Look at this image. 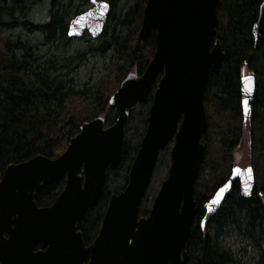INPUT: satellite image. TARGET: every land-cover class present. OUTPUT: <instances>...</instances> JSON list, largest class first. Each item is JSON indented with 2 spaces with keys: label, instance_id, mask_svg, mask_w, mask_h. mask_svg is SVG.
<instances>
[{
  "label": "water",
  "instance_id": "water-1",
  "mask_svg": "<svg viewBox=\"0 0 264 264\" xmlns=\"http://www.w3.org/2000/svg\"><path fill=\"white\" fill-rule=\"evenodd\" d=\"M217 2L145 0L137 37L143 42L154 30V53L141 75L128 74L109 97V105L117 109L114 123L105 126L96 117L80 126L57 157L37 155L6 166L0 177V264H182L196 210L193 185L204 160L203 93L210 71L224 60L216 39ZM90 3L69 20L68 38L101 35L109 4ZM252 35L264 38V0ZM153 86L146 129L127 184L110 196L97 236L85 245L77 224L97 204L108 168L120 165L128 112L145 102ZM239 92L245 122L255 93L254 74L242 72ZM170 142L167 175L147 215L140 217L157 157ZM61 177L64 187L53 203L38 207L36 194ZM234 182L241 195L251 196L252 167L233 166L224 183L228 187L217 197L223 184L204 208L217 210Z\"/></svg>",
  "mask_w": 264,
  "mask_h": 264
},
{
  "label": "trees",
  "instance_id": "trees-1",
  "mask_svg": "<svg viewBox=\"0 0 264 264\" xmlns=\"http://www.w3.org/2000/svg\"><path fill=\"white\" fill-rule=\"evenodd\" d=\"M90 1L0 0V29L36 30L41 34V45L46 46L45 53H40L26 40L0 38V177L9 164L37 155L57 157L58 145L66 147L85 122L102 117L105 126L112 125L117 109L109 105V97L128 74L141 75L150 62L154 30L143 42L137 37L145 0H127L120 7L116 0H108L110 11L101 35L87 38L81 51L67 55L71 41L66 35L68 22L84 12L81 8ZM261 2H217L216 39L224 60L210 71L203 93L204 160L193 185L196 210L181 251L182 264H264V38L252 35ZM41 6L45 7L46 20L37 22L32 16ZM94 55L107 62L104 74L95 86L79 89L77 69ZM242 72L255 76L254 98L245 122L239 92ZM153 89L143 104L128 112L120 165L108 168L97 204L77 224L85 245L97 236L110 196L127 184L129 167L146 129ZM132 125L136 128L134 142L129 138ZM239 148L256 160L250 162L255 176L251 196L241 195L234 182L217 210L204 208L228 179L232 152ZM211 156L218 161L220 172L204 174ZM151 181L139 205L140 217L147 215L158 191ZM64 183L61 177L43 187L34 197L36 205L50 206Z\"/></svg>",
  "mask_w": 264,
  "mask_h": 264
},
{
  "label": "rangeland",
  "instance_id": "rangeland-1",
  "mask_svg": "<svg viewBox=\"0 0 264 264\" xmlns=\"http://www.w3.org/2000/svg\"><path fill=\"white\" fill-rule=\"evenodd\" d=\"M108 1V0H103ZM117 4L125 5L127 0H116ZM91 5H86L82 7V10H87L90 8ZM45 7H47V3H45ZM45 7L41 6L37 13H34L32 16V19L37 22H43L46 20V13H45ZM0 38L1 39H11L16 40L19 38L21 41H28L31 44H35L39 50L40 53H45L46 46L41 45V34L36 30H28L27 28H17V29H0ZM87 38H90L93 40L89 35L85 34L81 38H71V41L69 43V47L67 49V55H72L76 51H81L85 41ZM106 61L96 55L87 57L83 63L79 66L77 69V72L75 74V81L77 88L81 87H87L91 88L95 86L101 79V76L104 74L105 68H106ZM136 128L134 125L131 126L129 129V138L132 142H134V132ZM63 143H60L58 147L56 148L57 154H61L66 147L61 149ZM171 144L170 146L167 145L163 151L161 152L158 160V164L156 167H154V171L152 173V181L151 186L153 188L159 189V186L161 184V181H163L166 177L164 175L163 170L164 167L167 166V161L169 163V152H170ZM253 156H248L246 153L243 154L242 148L236 149L232 152V158H231V168L233 166H251L250 162L256 161L255 159H252ZM213 156H211V160L207 161V164L204 167V174L208 173H219L220 172V165L218 161H216ZM255 158L260 162V156L256 154ZM262 160H264V155L262 156ZM149 186V185H148Z\"/></svg>",
  "mask_w": 264,
  "mask_h": 264
},
{
  "label": "snow or ice",
  "instance_id": "snow-or-ice-1",
  "mask_svg": "<svg viewBox=\"0 0 264 264\" xmlns=\"http://www.w3.org/2000/svg\"><path fill=\"white\" fill-rule=\"evenodd\" d=\"M247 79H251V78L248 77ZM234 171H235V169H234ZM247 171L251 172V169L249 168V169H247ZM227 187H228V185H227V184H224V185H223V186L217 191L216 196H217V197H220V196L222 195V193L224 192V190H225ZM213 202H219V201L214 200ZM202 224H203V221H202Z\"/></svg>",
  "mask_w": 264,
  "mask_h": 264
},
{
  "label": "flooded vegetation",
  "instance_id": "flooded-vegetation-1",
  "mask_svg": "<svg viewBox=\"0 0 264 264\" xmlns=\"http://www.w3.org/2000/svg\"><path fill=\"white\" fill-rule=\"evenodd\" d=\"M87 34V33H84V35Z\"/></svg>",
  "mask_w": 264,
  "mask_h": 264
}]
</instances>
